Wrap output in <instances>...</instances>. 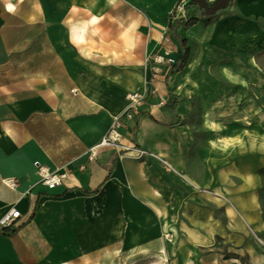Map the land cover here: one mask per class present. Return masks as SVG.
Here are the masks:
<instances>
[{
  "label": "crops",
  "instance_id": "crops-1",
  "mask_svg": "<svg viewBox=\"0 0 264 264\" xmlns=\"http://www.w3.org/2000/svg\"><path fill=\"white\" fill-rule=\"evenodd\" d=\"M179 1L0 0V219L20 213L0 264H264L262 159L221 148L214 128L230 125L213 118L235 112L238 81L257 73L264 0H233L189 28ZM170 24L189 56L155 74L141 48H168L175 63ZM133 92L145 99L125 115ZM118 116L126 140L177 174L109 147L90 157ZM36 163L67 179L46 189Z\"/></svg>",
  "mask_w": 264,
  "mask_h": 264
},
{
  "label": "rangeland",
  "instance_id": "rangeland-1",
  "mask_svg": "<svg viewBox=\"0 0 264 264\" xmlns=\"http://www.w3.org/2000/svg\"><path fill=\"white\" fill-rule=\"evenodd\" d=\"M152 51H146L145 47L141 48V59L145 61L147 58L150 62L151 55L155 53ZM254 56L251 65L248 66L253 67L257 73H252L249 79L243 83L244 85L237 80L235 112H217L213 118L230 125V127L218 126L214 128V131L220 134L219 145L221 148H239L240 151H246L262 159L256 172L262 180L259 197L264 218V52ZM191 114L193 119L200 118V113ZM221 135H224V138ZM262 238L264 239V234ZM118 258L109 256L107 264L141 263L138 262L139 257L133 254L125 255L123 261ZM155 264H159V260Z\"/></svg>",
  "mask_w": 264,
  "mask_h": 264
},
{
  "label": "built area",
  "instance_id": "built-area-1",
  "mask_svg": "<svg viewBox=\"0 0 264 264\" xmlns=\"http://www.w3.org/2000/svg\"><path fill=\"white\" fill-rule=\"evenodd\" d=\"M212 1V0H210ZM177 10H183V5L178 4ZM170 41L169 36H164L162 39V43H168ZM169 49L165 48L164 53L155 52L151 55L150 58V67L153 73L159 72V65H172L174 60L168 57ZM145 96L143 94H139L137 92H133L127 95V111L125 115L134 111L136 106L139 105ZM164 102L160 101L159 106L163 105ZM122 116H118L114 119L111 127L105 134V136L99 141V143L91 148L90 157H94L96 150L100 147H109L114 149L120 155H127L136 159H145L146 157H150L157 161L163 168L169 173H175V169L173 166L167 161V159L155 154L146 151L145 149L138 146L131 140H126L122 134V127L124 125V121L122 120ZM38 168L39 175V184L43 185L46 189L52 190L56 187L61 186L64 181L67 179V173L64 172H52L46 169L45 167H40L38 163L35 164ZM4 184L14 189L16 187V181L12 179H7L3 181ZM19 211L12 208L8 211L1 219H0V228L7 227L12 225L15 219L19 217Z\"/></svg>",
  "mask_w": 264,
  "mask_h": 264
},
{
  "label": "trees",
  "instance_id": "trees-1",
  "mask_svg": "<svg viewBox=\"0 0 264 264\" xmlns=\"http://www.w3.org/2000/svg\"><path fill=\"white\" fill-rule=\"evenodd\" d=\"M233 0H189L184 6L185 17L178 22L184 21L185 27L189 28L195 25L198 21L203 19H210L226 13L232 4ZM182 0L179 1V4ZM167 35L173 36L179 41L181 52L175 63L170 66L169 73L179 71L185 64L189 56V48L186 46V40L182 39L176 32L174 26L171 24L168 27ZM177 102V97H173L170 103L171 109L174 111ZM12 225L0 228V235L5 237L13 236L18 228L11 229Z\"/></svg>",
  "mask_w": 264,
  "mask_h": 264
},
{
  "label": "bare ground",
  "instance_id": "bare-ground-1",
  "mask_svg": "<svg viewBox=\"0 0 264 264\" xmlns=\"http://www.w3.org/2000/svg\"><path fill=\"white\" fill-rule=\"evenodd\" d=\"M80 35H81L80 29L76 28L75 31L73 32V36L74 37H77V36L79 37Z\"/></svg>",
  "mask_w": 264,
  "mask_h": 264
}]
</instances>
